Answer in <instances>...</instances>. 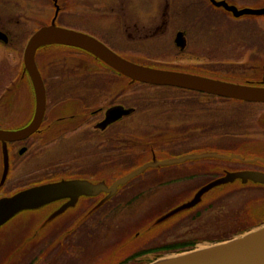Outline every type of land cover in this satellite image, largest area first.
Wrapping results in <instances>:
<instances>
[{"label":"rangeland","instance_id":"obj_1","mask_svg":"<svg viewBox=\"0 0 264 264\" xmlns=\"http://www.w3.org/2000/svg\"><path fill=\"white\" fill-rule=\"evenodd\" d=\"M61 1L63 7L60 11V22H58L56 17L53 16L55 9L50 6V1L29 0L26 12L28 38L32 37L40 27L54 23L57 27L92 37L125 60L142 65L146 64L145 62H164L174 59V56L179 54L176 53L174 34L177 29L182 28L187 30L188 38L197 48L199 56L205 61L208 56L210 57L211 65L192 74L224 82L233 81L234 76L241 74L253 75V79H258V70H255L251 65L252 63L256 65L261 63L264 66V17L244 15L236 18L223 10L214 9L213 5V2H227L238 10H263L264 0ZM41 2L44 5H40ZM168 5L170 18L168 14L166 17L161 14L162 9H165ZM71 6L72 8H70ZM165 22L168 23L166 31L157 34L152 39L150 32L155 31L158 26H163ZM134 25H137V31H140L137 36L144 35L151 38L131 39L129 31L134 30ZM126 27L129 31H125ZM108 37L112 40V44L106 41ZM65 48L67 47L61 45H47L39 48L38 51L44 49L59 54L66 52ZM130 48H136L138 51L133 52L134 50H130ZM71 50L83 53L81 50L72 48ZM200 53H203V56ZM72 54L78 53L69 52V55ZM176 59L177 63H180V57ZM60 63L67 68H88L90 66L91 69H97L98 66L102 65L100 61L94 58H82L78 55L60 59ZM14 77V75L10 77V82ZM104 77L97 76L93 78L92 95L90 96L98 94V99L102 96L98 101V104L102 106L114 99V96L122 89L120 81L114 83V78ZM5 83L8 84V80ZM13 83L15 84L11 86V89H18L16 87L19 86L18 81H13ZM125 92L130 95L133 93L139 111L132 121L126 122V124L133 123L128 129L131 133L128 132V138L107 140L105 142L94 136L71 134L54 143L43 139L44 148L41 152L40 165H43L44 176L52 174V167L59 168L55 172L59 178L51 182H45L43 185L63 184L68 175L76 173L83 167L90 166L91 179L88 178L89 183L92 186L105 185L109 187L116 181L140 170L143 166H150L145 167L126 186L121 187L118 193L101 207L102 209H98V207L105 199V194L101 193L93 197L91 200L92 211L98 209L96 212H99L94 219L86 221L85 229L83 227L76 233H72L68 238L62 236L64 231L50 232L49 230L46 237L44 236L40 241L37 238L38 242H34L32 241V233H34L32 228L33 226L39 228L41 217L33 218L32 213L20 214L0 228V264H32L34 259L39 257L42 258L41 264H115L119 260L128 257L132 253L131 250L139 251L171 242L198 240L195 249H193V251H198L201 247L215 246L217 243L212 244L206 240L214 239L222 234L229 237L232 232L251 228L236 237L240 238L264 229L263 224H259L258 221L255 222L252 219L253 217H248L249 209L252 206V213L254 216L256 215L255 218L260 219L259 211L264 206V184L257 187L251 186L248 189L249 191L244 192H240V190H230L226 194L216 192L212 202L215 205L214 210L207 212L199 219L179 220L174 218L177 210L187 204L186 202L193 197L192 195L190 199H185L189 195V191L180 192L187 188L184 186L200 188L205 183H176L166 188H158L160 190L158 192H151L152 190L149 191L147 188L152 189V186L157 183L164 182L176 170H184L183 173H190L198 168L203 170L205 168L203 164L206 160L219 161L215 157L217 155L214 152L215 149L210 146L205 148L204 151L191 149L207 145L206 143H216L217 141L208 140L209 136L202 138L201 135L195 132H192V135L181 134L184 131V126L187 125L184 120V107L186 101L194 99L190 97L194 95L177 91L175 88H152L148 86H139L132 92ZM59 97L60 95L51 97L52 105ZM92 98L94 100V96ZM124 99H126V102L131 100V98L127 99L126 97ZM23 100L21 98V101ZM207 105L210 106L209 109L219 111L216 114L219 115V120L222 122L233 119V117L234 123L245 121L244 124L248 129L245 132L248 139L252 138L254 129L260 126L257 124L255 116L259 115V107L262 105H247L238 101L227 102L222 100ZM191 109H187V112L194 116L195 113L193 112L196 109L194 111H191ZM190 123L192 126V122ZM153 124H155L154 133L148 131ZM4 126L9 131L15 129L13 123L4 124ZM126 128L127 125L124 126V129ZM257 134L262 137L260 135H264V131L259 129ZM136 135H139V139L134 140L133 138ZM147 137H151V141H157L160 147H165L172 141L171 147L174 150L162 151L160 148L152 147L151 151L142 154L136 161L134 160L135 164L128 169L120 165L114 166L109 162L113 159L116 161L119 157L117 156L118 153H125L133 149L139 151V148H141L140 143L145 139L147 141ZM228 142L227 140L226 143ZM258 148L259 145L257 146L247 140L237 153L252 157L255 150L259 151ZM205 151V154L202 153ZM2 153L3 155L5 153L4 147H2L1 155ZM174 153H181L182 155L175 157ZM132 154L135 153L132 152ZM226 155L228 153L222 156ZM209 156L213 157L210 158ZM182 157H186V159L180 162L175 161ZM250 159L252 158H247V160ZM105 160L102 171L98 173L100 169L95 168L96 164H101ZM22 161H25V158ZM172 161L174 162L170 163ZM23 169L24 167H21L20 179H23L26 175ZM210 171H216V174L219 175L214 178L213 183L226 182L243 176H246V178H243L244 181L249 179L251 183H264L250 177L256 174L251 169L228 171L220 167L216 170V166H213ZM23 184L12 183V189L14 190ZM141 192L142 196H138ZM134 195L137 196L136 199L132 198ZM221 196L223 197L221 198ZM209 199L210 196H205L203 202ZM177 202L178 204L181 203L178 207L167 214H161L167 210L168 206L171 204L173 206ZM206 205L208 203L204 204V206ZM116 208L119 210L113 212ZM41 210L43 211V209ZM159 214L161 215L158 216ZM154 216L158 217L154 218ZM244 218L247 219V222L244 221ZM70 219L72 217L69 215L55 222L52 227L61 228V230H63V227H65L64 230L70 228ZM151 222H154L153 226L157 227L155 230L145 237L139 238V241L129 242L136 231L140 229L144 232ZM233 239L232 237L225 241L228 242ZM62 241L64 242L61 243ZM129 243L132 245L129 246ZM133 243L141 244L133 248ZM36 244L41 245L37 247ZM185 253L187 252L182 254ZM176 255L179 254L150 256L128 264H148Z\"/></svg>","mask_w":264,"mask_h":264},{"label":"flooded vegetation","instance_id":"obj_2","mask_svg":"<svg viewBox=\"0 0 264 264\" xmlns=\"http://www.w3.org/2000/svg\"><path fill=\"white\" fill-rule=\"evenodd\" d=\"M48 1H50V6H53V8L55 9L53 16L56 17V20L58 22H60L59 20L61 16L60 10L63 7L62 1L61 0H48ZM28 5H29V0H0V130L6 132H19L28 128L34 121L37 111V98H36L35 89L25 64V51L28 42L31 38V37L28 38L27 28H26V23L28 20L26 12ZM30 5L32 4L30 3ZM40 5H44V4L41 2ZM65 6L67 7L68 5ZM70 8H72V6ZM161 14H163L164 17H166L168 14L170 18L169 5L166 6L165 9H162ZM164 20H168V19H164ZM167 28H168L167 22H165L163 26H158L155 29V31L150 32L152 39L156 37L157 34L164 33ZM125 31H129L128 27H126ZM129 32H130L129 36L131 37V39L143 40V39L151 38L144 35L137 36V33L140 32L137 31V25H134V30L133 31L131 30ZM179 33H182L183 38L185 39V44L183 49L178 48L175 42L177 35ZM174 38H175L174 43L176 46L175 47L176 53H179L178 55L176 54L174 56V59L164 62L162 61L159 62L153 61V63L145 62L146 64H142V66L158 68L155 66L161 65L166 70H175L183 74L203 77L198 74H192V73L203 70L205 67L211 65L210 57L208 56V58H206L205 61L203 58H201V56H199V53L197 52V48L194 47L192 41L190 42L188 38V32L186 29H182V28L177 29L176 33L174 34ZM106 41L109 44H112V40L109 37L106 38ZM65 47L69 49L65 48L66 52L59 54H55L53 52H49L44 49H41L36 53L35 56L36 65L45 87V94H46L45 115L37 131L32 133L28 138L13 142H9V141L3 142L0 140V200L12 197L13 195L21 191L27 190L28 188L41 185L45 182H51L59 178L55 173L56 170L59 169L58 167L56 168L52 167L51 169L52 174L46 177L43 174V165H40V157L42 156L41 152L44 148L43 139L48 140V142L50 143H54L59 139L66 138L67 136L73 134V135L94 136L106 142L107 140H120L123 138H128L129 136L127 135L129 132L128 129L130 128V126L133 125V123L131 122L129 124H126V122L132 121L137 116V113L139 111L136 105L137 100L135 99L133 93H131L132 95H130V94H126L125 91L132 92L134 89L138 88L140 84L116 72L111 67L103 63L99 58L91 54L90 52L81 50L79 48H74L69 46H65ZM71 48L81 50L83 51V53L77 52L76 50H71ZM130 50H134L133 52L138 51V49L136 48L134 49L130 48ZM69 52L78 53V54L69 55ZM121 52L128 53L125 51H121ZM77 55L82 58H88V59L94 58L97 61H100L102 65L98 66V68L96 67L97 69H91L90 66L88 68H80V67L67 68L61 65L60 59H64V58L67 59L68 57L77 56ZM201 55L203 56V53ZM179 57H180L179 60L180 63H177L176 58ZM156 63H159L160 65L159 64L155 65ZM251 67H253L255 70H258V77H257L258 79H253V75H244V74L236 75L234 76V78L239 80V82L244 86L253 85L254 83V86L264 87V82H263L264 66L261 63H259L258 65L252 63ZM13 75L15 77L10 82V77ZM97 76L100 77L110 76L112 79L113 78L115 79L114 83H116V81H120L122 83L121 91L114 96V99L107 102L104 106L98 104V101H100V98L102 96L98 99L99 95L95 94L93 95L94 100L92 98L93 96L90 97L92 95V90H91L92 81L93 78ZM7 80H8V84L5 83ZM13 81L14 82L18 81L17 84H19V86H16L18 89L16 88L11 89V86L15 84L13 83ZM22 81L23 83H21ZM148 87L155 88L156 86L149 85ZM177 91L194 95V96H190L194 98L192 101L190 100L186 101V105L184 107L185 110L183 111V114L185 118L184 120L186 121L187 125L184 126V131H182L181 134L192 135V132H195L196 134L201 135L202 138L209 136L208 140L217 141L216 143H206L207 145H201L199 147H193L191 149L204 151L205 148L210 146L212 147V149H215L214 152L217 153L215 157L218 158L219 161L206 160L203 164V166L205 167L203 170L202 169L199 170L198 168L197 170L192 171L190 173L189 172L183 173L184 170H176L173 173H171L164 182H161L159 184L157 183L156 185L152 186V189L149 187L147 189L149 191L152 190L151 192L154 191L158 192L160 191L158 188H162V187L166 188L168 186H171L172 184L182 183V182L205 183V185L203 184L200 187L203 188L207 186L208 183H213L215 180L214 178L219 176L218 174H216V171L213 172L210 171V169L213 166H216V170L217 168L220 167L228 171H234L237 169L238 170L251 169L256 173L255 175L263 176L264 178V135H260L262 137H259L257 134L259 129L264 131V103L226 99V98H221L218 96L204 94L201 92H196L186 89H179ZM54 95H56V97L60 95V97L59 99H56V102L52 105L51 97H53ZM124 97H126L127 99L131 98L130 102H126V99H124ZM21 98L22 100L24 98V100L21 101ZM221 100L227 102L238 101L247 105H253V104L262 105L260 107L258 106L260 109L258 112L260 113L257 117L255 116V120L257 121V124H259L260 126L254 129V131L252 132L253 134L252 138L248 139L246 137L245 131H248V129L244 124L245 121L234 123L233 121L234 117H233V119L231 118L225 122H222L219 120V115L216 114V112L219 111H217V109H209L210 106H208L207 104H210L211 102L212 103L218 102ZM118 106H121L127 110H131L132 111L131 114L123 116L120 120L107 125L105 128L101 127V123H103L107 119L108 112L111 109ZM189 108H192L191 111H194L196 109V111L193 112L195 113L194 116L190 112H187V109ZM190 122H192V126ZM8 123H13L15 129L10 131L7 130L4 124H8ZM125 125H127L126 129H124ZM152 126L154 127L155 124H153ZM154 132L155 131H153V133ZM133 139L134 140L139 139V135H136ZM227 140L229 141L228 143H226ZM247 140H250V142H253L257 146L259 145L258 148L259 151L253 150L255 154L252 157H248L244 154L240 155L239 153H237L239 152L240 147L244 146ZM196 141H200V140H196ZM2 147L5 148L4 155L3 153L1 155ZM202 153L205 154L206 151ZM226 153H228V155L222 156L225 155ZM209 157L211 158L213 156H209ZM24 158L25 161H22ZM247 158H252V159L247 160ZM105 162L106 160L101 164H96L95 168H97L98 170L100 169V171H102V166L105 165ZM21 167H24L23 171L26 172V175L23 179H20L21 175L19 176V174L21 173ZM90 173H91V167L86 166L83 167L82 169H79L76 173L68 175L67 178L88 180V178L91 179ZM12 183H24V184L16 187L13 190ZM225 183H234L247 187L263 186L262 184L251 183L249 179L244 181L243 177L236 178L232 181H228ZM231 186H227L224 188H229ZM184 187L187 188H185L180 192L189 191V195H187L185 198L186 200H188L187 198L190 199V197L200 189L199 187H195V188H191L189 186H184ZM230 190H232V188ZM216 192H219V188L209 191L206 194V196H210V199L204 201V204L209 203L208 201L213 202ZM138 196H142V192ZM132 198L136 199L137 196L134 195L132 196ZM91 200L92 198L90 197L80 196L73 204H70L71 199H63L42 206L38 209L25 210V212H22V213H32L33 218L41 217L39 228L35 226H33L32 228V230H34V233H32L33 236L32 241L34 242L40 241L41 239L44 238V236L45 237L47 236L49 230L50 232L57 230L58 232L67 231L66 233L63 232L62 236H67L68 238L72 233H76L78 230L82 229L83 227H84L83 229H85L86 226L85 224H87L86 221L94 219L95 215L99 212L98 211L93 214L92 212L93 205ZM212 202L208 206L214 205ZM180 204L181 203L178 204V202L174 203L173 206H171L172 205L171 204L170 206H168L169 208L167 207V210H165L161 214H167L171 212ZM208 206L206 205V207ZM214 208L215 205L212 210H214ZM41 209H43V211ZM117 210L119 209L116 208L113 210V212H116ZM196 211L193 209V211L184 214L185 218H183V220L196 219L194 216L196 214L195 213ZM20 214L15 216L13 219L18 217ZM161 214H159L158 216H160ZM69 215L70 217H72V219H70V224H69L71 226L70 228L68 227L67 229L64 230L65 227H63V230H61V228L58 229L52 227L55 222H58L59 220ZM203 215L204 212L202 216ZM158 216H154V218L155 217L157 218ZM54 217L56 218L53 219ZM260 217L261 218L264 217L263 209L262 212L260 213ZM181 219L182 218H180L179 220ZM153 223L154 222H151L144 232L140 231V229L136 231L133 238H131L129 242H132V240L139 241L138 240L139 235L140 238H142L150 234L154 228ZM37 238H39L38 241ZM63 242L64 241H62L61 243ZM180 242H184V241H180ZM133 244H134L133 248H135L138 247L141 243H133ZM172 244L175 243L171 242L153 248L156 249ZM36 245L38 247L41 244H36ZM130 245L132 244L129 243V246ZM196 245L194 247H196ZM149 249L152 248L149 247L148 249L145 250H149ZM134 251L135 250H131L132 253H134ZM159 252L146 254L135 260L141 258L142 259L149 258L150 256H154L158 254ZM41 261H42L41 257H39L38 259L35 258L32 264H36L37 262L38 264H41L42 263Z\"/></svg>","mask_w":264,"mask_h":264},{"label":"water","instance_id":"obj_3","mask_svg":"<svg viewBox=\"0 0 264 264\" xmlns=\"http://www.w3.org/2000/svg\"><path fill=\"white\" fill-rule=\"evenodd\" d=\"M213 5L223 8L236 18L244 15H264V9L238 10L226 2H213ZM175 42L178 47L184 48L185 39L182 33L177 35ZM47 45H64L90 52L115 71L140 83L192 90L240 101L264 103V87L244 86L179 72L139 66L115 54L98 40L57 27L53 23L38 30L30 39L25 51V64L32 79L37 98L35 119L28 128L19 132L0 130V140L3 142H13L28 138L32 133L37 131L43 121L46 110V94L43 80L36 65L35 56L39 48ZM131 112V110L124 109L121 106L115 107L108 112L107 119L101 123V127L105 128L107 125L120 120L123 116L131 114ZM183 160L185 158L177 162ZM148 166L150 165L143 166L140 170L116 181L110 187L105 185L92 186L90 183L84 181H67L63 182V184L31 188L11 198L0 200V228L25 210L38 209L63 199H71L70 204H73L80 196L94 197L101 193H106L107 197L104 199V203L116 195L119 188L127 184L134 176L138 175ZM250 177L263 182V176L254 174ZM243 178H246V176H243ZM232 180L234 179L228 181ZM222 184L226 183H211L202 188L189 203L179 208L177 213L197 205L201 197L208 190ZM151 264H264V229L209 247L206 250L186 253L169 260L155 261Z\"/></svg>","mask_w":264,"mask_h":264},{"label":"trees","instance_id":"obj_4","mask_svg":"<svg viewBox=\"0 0 264 264\" xmlns=\"http://www.w3.org/2000/svg\"><path fill=\"white\" fill-rule=\"evenodd\" d=\"M218 10H221V9H218ZM222 11V10H221ZM121 74V73H120ZM123 75V74H122ZM123 76H125V75H123ZM127 77V76H126ZM132 80V79H131ZM132 81H134V80H132ZM135 82V81H134ZM140 86H149V85H146V84H142V83H140ZM175 89H177V88H175ZM177 90H179V89H177ZM222 100H224V99H222ZM149 132H153L154 131V127L153 126H151L150 128H149V130H148ZM152 140V138L150 137H147V141H146V139H145V141H143V142H141L140 144V146H141V148H139V151H138V149H133V150H129V151H127V152H125V153H122V154H118L117 156H119L118 158H117V160L115 161L114 159V161L112 160V161H109V162H111V164H114V166L116 165H120V166H122L123 168H126V169H128V168H130L131 166H133L134 164H135V162H134V160L136 161V159H138L142 154H145V153H147V152H149V151H151V148L152 147H157V148H160L162 151H164V150H167V151H173L174 149L171 147V144H172V141L169 143V144H167L165 147H160L159 145H158V143H157V141H151ZM180 140H183V139H180ZM139 146V147H140ZM173 146H176V145H173ZM177 147V146H176ZM140 152V151H142L141 153H138V152ZM132 152L133 153H135V154H132ZM184 153V152H183ZM175 157L176 156H181L182 154L181 153H174L173 154ZM108 162V163H109ZM107 163V164H108ZM98 173H100V170L98 171ZM231 185H233V186H231ZM227 186H231V187H229V188H224V187H227ZM219 188V187H218ZM232 188V191H236V190H240V192H244V191H249L248 189H249V187H247V186H241V185H238V184H228V185H226V186H221V189L219 190V193H223V194H226L230 189ZM223 196H221V198H222ZM209 203H208V205L209 204H211V202L212 201H208ZM207 205V206H208ZM101 207V206H100ZM99 207V208H100ZM213 207H214V205H210V206H208V207H206V206H202L201 204L200 205H198L197 207H195V208H193L196 212V214L194 215L195 216V218L196 219H199L200 217H203L202 216V214H203V212H204V215L206 214V212H209V211H211L212 209H213ZM193 209H190V210H186V211H184V212H182V213H180V214H177L176 216L180 219V218H185L184 217V214H187V213H189V212H191V211H193ZM199 209V210H198ZM263 211H264V207H263ZM262 212V209L259 211V214ZM258 214V215H259ZM186 216V215H185ZM256 216V215H255ZM255 216H254V214L252 213V206H251V208L249 209V216L248 217H253L252 219L255 221V222H259V224H261V223H264V217L263 218H261L260 217V219L258 220L257 218H255ZM177 219V218H176ZM245 220V222H247V219L246 218H244ZM153 229H156V227H154ZM251 229V228H250ZM249 228H247V229H245V230H242V231H235V232H232L231 233V236H229V237H225V234H222L221 236H218V237H216V238H214V239H211V240H206L207 242H211V243H219V242H223V241H225V240H229V239H231L232 237H234V236H236V235H238V234H241V233H244V232H246V231H248V230H250ZM139 238H140V236H139ZM133 241V240H132ZM197 241L198 240H192V241H184V242H180V243H175V244H172V245H166V246H163V247H160V248H152V249H149V250H140V251H136V252H134V253H132V254H130L128 257H126V258H124V259H122L121 261L119 260V262H117V263H115V264H128V263H130V262H134V261H136L135 259H137V258H139V257H141V256H143V255H146V254H149V253H153V252H159L160 250H163V251H160V252H184V251H187V250H190V249H192V248H194V246L197 244ZM200 241V240H199Z\"/></svg>","mask_w":264,"mask_h":264},{"label":"bare ground","instance_id":"obj_5","mask_svg":"<svg viewBox=\"0 0 264 264\" xmlns=\"http://www.w3.org/2000/svg\"><path fill=\"white\" fill-rule=\"evenodd\" d=\"M206 249L207 248H205V247H201L200 250H198V251H202V250H206ZM178 256H181V255H176V256H172V257H166L163 260H169V259H172V258H175V257H178Z\"/></svg>","mask_w":264,"mask_h":264}]
</instances>
